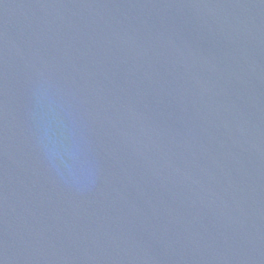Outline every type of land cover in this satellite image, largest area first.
Here are the masks:
<instances>
[{"label": "water", "instance_id": "obj_1", "mask_svg": "<svg viewBox=\"0 0 264 264\" xmlns=\"http://www.w3.org/2000/svg\"><path fill=\"white\" fill-rule=\"evenodd\" d=\"M0 264H264V0H0Z\"/></svg>", "mask_w": 264, "mask_h": 264}]
</instances>
